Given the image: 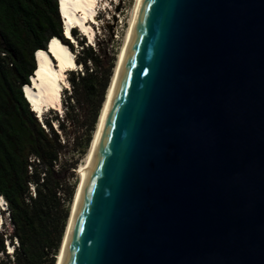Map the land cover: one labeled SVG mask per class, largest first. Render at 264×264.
<instances>
[{
    "label": "water",
    "instance_id": "water-1",
    "mask_svg": "<svg viewBox=\"0 0 264 264\" xmlns=\"http://www.w3.org/2000/svg\"><path fill=\"white\" fill-rule=\"evenodd\" d=\"M62 264H264V0H141Z\"/></svg>",
    "mask_w": 264,
    "mask_h": 264
},
{
    "label": "trees",
    "instance_id": "trees-1",
    "mask_svg": "<svg viewBox=\"0 0 264 264\" xmlns=\"http://www.w3.org/2000/svg\"><path fill=\"white\" fill-rule=\"evenodd\" d=\"M72 36L80 48L75 63L83 72H69L72 93L62 95V105L66 113L80 104L89 107L86 148L112 73L101 81L88 67H99L97 55L76 30ZM53 38L75 52L63 35L59 0H0V197L10 225L0 230V264H55L69 217L75 188L57 169L63 147L57 130L64 127L57 116L39 121L23 94L35 75L36 55L46 53Z\"/></svg>",
    "mask_w": 264,
    "mask_h": 264
},
{
    "label": "bare ground",
    "instance_id": "bare-ground-1",
    "mask_svg": "<svg viewBox=\"0 0 264 264\" xmlns=\"http://www.w3.org/2000/svg\"><path fill=\"white\" fill-rule=\"evenodd\" d=\"M98 3V0H59V13L63 20V30L68 33L69 29L75 27L78 28L82 34H85L88 38L91 39L94 36L92 24H95V22H97L95 19V9ZM140 3L141 0L135 1V5L129 22V27L126 31L124 43L121 48L119 58L114 69L111 82L107 89L103 107L101 109L100 116L96 125L94 138L91 142L84 163L80 165L77 171L79 183L55 264H62L63 256L67 247L68 235L70 233L73 215L77 209L85 181L93 164L99 137L103 129L107 110L109 108L110 99H112L116 81L124 63ZM34 62L35 75L30 80L31 84L28 87H25V89L23 88L25 99H27L32 110L37 114H42L44 110L57 111L58 109H61V91L62 88L67 85L66 73L69 70L77 67L73 60V53L69 52L58 39L53 38L47 46V52H39L36 55ZM3 202L4 200L0 198V212ZM9 249H11L10 246Z\"/></svg>",
    "mask_w": 264,
    "mask_h": 264
},
{
    "label": "rangeland",
    "instance_id": "rangeland-1",
    "mask_svg": "<svg viewBox=\"0 0 264 264\" xmlns=\"http://www.w3.org/2000/svg\"><path fill=\"white\" fill-rule=\"evenodd\" d=\"M135 1L136 0H106V1L98 0L99 3L98 5H96V9H95L96 10L95 19L97 22H95V24H92V29L94 30L93 31L94 36L91 39L90 38L86 39L76 30L78 36L84 38L86 45L91 47L98 57L99 67L96 68L95 66H91V65H88V67L93 72L95 71L98 72V77H101V81L103 75L106 74L108 70H111L113 76V72L116 67L119 54L124 43L126 31L129 27V22L131 19ZM73 49L75 51L73 52V57H75V55H77L78 52L80 51V48L76 45V42L73 46ZM76 68L78 73L80 71L79 74L82 75L81 72L83 71H81L80 66H77ZM68 74L69 72L66 73L67 85H65L62 88V92H61V109H58L57 111L44 110L41 116V120H43L45 117L50 119L57 116L59 119V123L62 124L64 127L62 131H59L56 128V123L55 122L52 123V127L58 131L61 144L63 145L60 152L57 169H61V176L64 177L65 182H67V184L70 186H74L75 188L72 203L71 205H69V209H70L69 215H70L75 199L76 190L79 183L77 171L80 165L84 163L85 157L88 153L89 147L94 138L95 129L100 113L96 125L94 127V132L92 133V139L89 144V147L85 148L84 144L88 136V126L91 119L90 111H88L89 107L80 104L79 106H75L72 111L69 110L67 113L65 112L64 106L62 105V100H63L62 95L64 94V96L67 98L72 93V89L67 81ZM105 97H106V93H105ZM5 210H6L5 207H3L1 208V212H0V219H1L0 230L2 232L7 229L9 230L10 228L7 214L2 213V211ZM13 245L15 248L17 247L15 242H13ZM8 252H11V249L8 250ZM9 257L11 260L12 256L10 255ZM0 259H4V256L0 255Z\"/></svg>",
    "mask_w": 264,
    "mask_h": 264
},
{
    "label": "clouds",
    "instance_id": "clouds-1",
    "mask_svg": "<svg viewBox=\"0 0 264 264\" xmlns=\"http://www.w3.org/2000/svg\"><path fill=\"white\" fill-rule=\"evenodd\" d=\"M36 53V52H35ZM74 61H75V59H74ZM76 64V63H75ZM30 83H31V81H30ZM23 88V87H22ZM22 91H23V89H22ZM24 94V93H23ZM1 198V197H0ZM6 211V210H5ZM3 212V211H2ZM8 248H9V246H7ZM7 247H6V249H7ZM8 250H10V249H7V252H8ZM9 254H12V248H11V252H8Z\"/></svg>",
    "mask_w": 264,
    "mask_h": 264
},
{
    "label": "built area",
    "instance_id": "built-area-1",
    "mask_svg": "<svg viewBox=\"0 0 264 264\" xmlns=\"http://www.w3.org/2000/svg\"><path fill=\"white\" fill-rule=\"evenodd\" d=\"M5 207V209H7L6 203L3 202L2 208Z\"/></svg>",
    "mask_w": 264,
    "mask_h": 264
}]
</instances>
